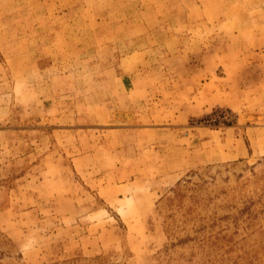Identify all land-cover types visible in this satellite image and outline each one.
Returning <instances> with one entry per match:
<instances>
[{"label": "rangeland", "instance_id": "obj_1", "mask_svg": "<svg viewBox=\"0 0 264 264\" xmlns=\"http://www.w3.org/2000/svg\"><path fill=\"white\" fill-rule=\"evenodd\" d=\"M0 264H264V0H0Z\"/></svg>", "mask_w": 264, "mask_h": 264}]
</instances>
